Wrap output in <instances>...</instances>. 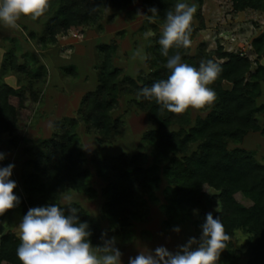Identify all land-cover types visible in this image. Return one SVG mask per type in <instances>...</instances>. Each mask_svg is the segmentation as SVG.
Masks as SVG:
<instances>
[{"label":"trees","instance_id":"16d2710c","mask_svg":"<svg viewBox=\"0 0 264 264\" xmlns=\"http://www.w3.org/2000/svg\"><path fill=\"white\" fill-rule=\"evenodd\" d=\"M106 1L114 6H126L131 2ZM176 1L146 0L148 5L157 8L156 16L160 19L165 18L167 10L174 8ZM232 1L238 10L246 7L264 9V0ZM104 5V0H49L44 14L49 16V30L55 32L78 27L88 20L95 22ZM159 38L149 47V63L155 68L152 74L145 76L139 72L137 77L118 79V68L109 69L102 65L98 86L82 99L78 112L80 119L56 121L52 136L35 145L32 160L27 161L32 163L33 170L23 176L24 193L16 194L20 197L23 212L26 214L29 208L57 204L60 193L67 190L96 196L97 190L90 182L91 171L85 166V154L76 144V128L81 120L88 131L97 134L95 140L99 147L94 151L92 161L97 166L98 176L106 182L102 188L105 197L102 213L118 232H126L131 221L145 217L147 201L156 199L152 193L164 175L168 184L164 188L165 202L160 206L169 219L190 220L194 211L199 209H204L202 216L205 219L206 214L212 212L214 218H221L230 237L224 249H231L235 233L245 232L249 234L244 253L248 257L247 264H264V164L257 161L252 151L229 147L230 142H241L250 131L264 133V121L261 120L264 119V104H257L261 81H264L263 64L250 71L251 62L247 57L219 52L218 57L226 60L213 59L221 67L220 74L211 84L216 99L211 106H206L210 108L206 117L197 119L189 130L185 129L190 123L188 109L181 113L169 112L162 110L154 99L140 96L136 105L147 112L157 127L144 133L139 145L141 151L131 157L126 153L102 155V143L119 137L120 126L124 124L110 113L118 103L119 94H138L143 87H150L170 74L166 58L160 54ZM254 45L257 51L262 50L264 34L254 40ZM179 51L182 55L188 49ZM71 68L73 66L68 69ZM68 69L66 72H70ZM224 81L232 82V87L224 88ZM34 91L32 86L29 91L8 84L0 87V136L14 130L20 117L28 116L30 103L27 96L33 95ZM173 124H179L180 128L169 130ZM147 195L150 196L148 199ZM69 205L77 208L81 222L88 223L90 240L93 245L97 244L101 239L98 224L79 204L73 202ZM69 205H61L66 215L69 214ZM9 210L0 215V233H3L1 219ZM204 222L198 221L197 226L201 228ZM1 242L0 264H22L16 255L20 239L7 233ZM235 249L238 252V248Z\"/></svg>","mask_w":264,"mask_h":264},{"label":"rangeland","instance_id":"374dc122","mask_svg":"<svg viewBox=\"0 0 264 264\" xmlns=\"http://www.w3.org/2000/svg\"><path fill=\"white\" fill-rule=\"evenodd\" d=\"M104 2L95 22L88 20L66 30H49V16L46 14L36 21L21 17L16 27L0 25V87L8 84L15 89L25 88L29 91L32 86L36 90L33 95L27 96V102L30 103L28 116L20 117L14 130L0 136V152L6 157L0 161V166L15 164L12 174L17 183L15 195L24 193L23 176L33 170L32 163L27 161L32 160L31 153L35 145L52 136L56 121L80 119L78 112L82 99L98 86L102 65L109 69L118 68V79L137 77L139 72L147 76L155 69L149 63V47L160 37L164 19L156 16L149 21L144 16L152 15L149 9L153 6L148 5L146 0H131L126 6L110 5L106 0ZM183 2L197 6L191 25L192 43L188 51L182 54L187 57L182 56L183 62L194 67H198L202 59L223 62L226 59L219 58L218 53L224 51L247 57L251 62L250 71H254L260 64L264 65V45L261 51H257L254 45V40L264 34V9L246 7L238 10L232 0ZM71 66L73 68L69 70ZM222 85L230 89L232 82L224 81ZM118 97V103L110 113L124 124L120 126L119 137L102 143V155L119 156L126 153L131 157L141 151L139 145L144 133L157 125L151 122L147 112L136 105L140 95L125 92ZM257 104H264V81H261ZM209 109L206 106L201 109L189 108L190 123L185 129L194 126L197 119L205 118ZM179 128V124H173L169 130ZM76 132V144L85 154V166L91 171L90 182L97 194L89 197L84 192L67 190L60 193L58 203L62 206L77 203L95 220L101 239L93 246L102 245V234L105 239L115 238L116 246L122 253L121 264H128L129 258L141 252H151L164 246L175 253L190 238L195 237L199 241L202 228L197 226V222L205 220L202 216L204 209L194 211L190 220L181 217L169 219L160 206L165 202L164 188L168 184L162 170L159 187L152 193L156 199L146 196L149 199L145 217L131 221L126 232H118L116 226L111 225V220L102 213L105 202L102 188L106 182L98 176L97 166L92 161L93 153L99 147L95 140L97 134L88 131L81 120ZM243 137L239 143L230 142L229 147L237 146L252 151L257 161L264 164V133L250 131ZM211 192L214 194L215 190ZM24 215L22 204L19 203L3 216L0 247L2 236L7 233L19 238L18 226ZM176 227L180 228L179 232L173 230ZM248 236L242 231L235 233L231 249H223L216 264H247L248 257L244 253ZM235 248H238V252Z\"/></svg>","mask_w":264,"mask_h":264},{"label":"clouds","instance_id":"9594fccd","mask_svg":"<svg viewBox=\"0 0 264 264\" xmlns=\"http://www.w3.org/2000/svg\"><path fill=\"white\" fill-rule=\"evenodd\" d=\"M48 3L49 0H0V25L16 27L21 17L36 21L44 15ZM149 11L152 15L144 16L151 21L158 10L151 7ZM196 12L194 3L178 0L165 14L158 43L170 74L138 93L145 99H154L162 110L181 113L189 108L201 109L211 106L216 99L209 85L221 72L219 63L202 59L194 67L182 61L179 51L191 46V25ZM5 158L0 152V161ZM14 168V163L0 166V215L20 203V197L14 194L17 183L11 179ZM69 206L67 215L60 203L28 209L18 226L21 243L16 255L22 264H121L122 253L115 238L105 239L102 234V245L93 246L88 223L81 222L77 208ZM201 228L199 241L192 237L175 253L160 246L129 258L128 264H216L230 237L221 218H214L212 212L206 214ZM173 230L179 232L180 228Z\"/></svg>","mask_w":264,"mask_h":264}]
</instances>
